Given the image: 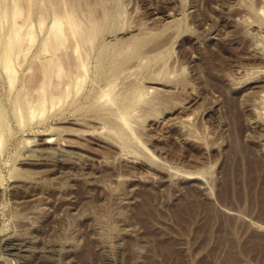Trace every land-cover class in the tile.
<instances>
[{"label":"rangeland","instance_id":"1","mask_svg":"<svg viewBox=\"0 0 264 264\" xmlns=\"http://www.w3.org/2000/svg\"><path fill=\"white\" fill-rule=\"evenodd\" d=\"M105 1L110 47L93 50L74 101L20 122L0 67V264H205V216L184 228L171 216L190 194L239 219L235 242L264 236V221L219 201L233 124L264 165V0ZM110 76L128 123L96 110ZM154 239L181 258L152 259Z\"/></svg>","mask_w":264,"mask_h":264},{"label":"bare ground","instance_id":"2","mask_svg":"<svg viewBox=\"0 0 264 264\" xmlns=\"http://www.w3.org/2000/svg\"><path fill=\"white\" fill-rule=\"evenodd\" d=\"M105 2L0 0V67L9 83L7 94L13 107L12 114L20 122L41 118L52 109L66 105L73 95L71 101L83 94L82 87L90 79L89 59L93 50L98 46V52L102 51L103 55L110 47L99 44L108 21H111L109 19H112ZM36 44L38 51L31 54ZM118 65L111 73H115L113 71ZM25 70L31 73L27 79L22 77ZM111 76L106 80L105 88L94 96V102L100 103L96 110L116 111L115 114L125 124L130 117V103L117 100L120 95L115 91L118 80ZM93 82L96 84V81ZM4 114L0 103V144L3 142L4 127L7 126ZM122 123L120 121V128ZM120 128L118 131H121ZM239 130L233 124V145L219 201L225 206L236 205L242 211H250L258 221H264V165L247 153ZM51 140L48 139V142ZM242 171L244 175H241ZM217 205L203 203L195 194H190L171 210V216L183 228L199 214L205 216L198 230V236L205 237L209 247L205 264H238V252L251 254L255 251L264 256V236H252L244 245L235 242L239 219L235 221L227 213L225 215ZM152 210L151 199L147 198L138 215L148 216ZM151 250L152 259L181 258L172 243L159 244L154 239ZM150 263L155 264L154 260Z\"/></svg>","mask_w":264,"mask_h":264}]
</instances>
